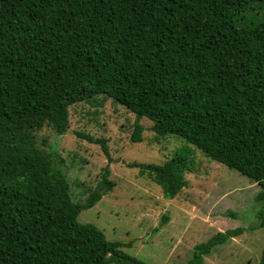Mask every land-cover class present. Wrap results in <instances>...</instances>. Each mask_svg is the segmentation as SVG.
Listing matches in <instances>:
<instances>
[{"label":"trees","instance_id":"1","mask_svg":"<svg viewBox=\"0 0 264 264\" xmlns=\"http://www.w3.org/2000/svg\"><path fill=\"white\" fill-rule=\"evenodd\" d=\"M98 96L134 113L132 142L142 117L182 138L162 165L132 166L165 197L185 186L196 150L264 190V0H0V264H148L77 219L112 189L109 166L81 205L56 147L35 136L45 124L64 135L69 106ZM77 134L112 161L102 139ZM240 233L217 232L185 264Z\"/></svg>","mask_w":264,"mask_h":264},{"label":"rangeland","instance_id":"2","mask_svg":"<svg viewBox=\"0 0 264 264\" xmlns=\"http://www.w3.org/2000/svg\"><path fill=\"white\" fill-rule=\"evenodd\" d=\"M94 101L69 106L64 135L57 136L46 124L35 131L39 144L45 140L47 150L56 147L74 202L84 204L100 183L104 167L110 168L112 189L83 209L78 221L94 224L109 240L129 243L122 250L148 264H185L194 245L217 232L241 228L240 234L215 246L203 264H259L264 248V227L256 218L261 205L257 195L264 191L259 183L196 150L192 171L184 173L185 186L169 199L152 175L132 166L162 165L181 147L182 138L158 136L150 129L151 121L142 117V141L134 143V113L111 98L98 96ZM77 133L102 139L112 161L100 143Z\"/></svg>","mask_w":264,"mask_h":264}]
</instances>
